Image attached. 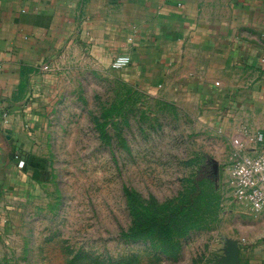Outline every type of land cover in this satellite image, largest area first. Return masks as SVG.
<instances>
[{"label":"rangeland","instance_id":"374dc122","mask_svg":"<svg viewBox=\"0 0 264 264\" xmlns=\"http://www.w3.org/2000/svg\"><path fill=\"white\" fill-rule=\"evenodd\" d=\"M56 84L27 125L24 185L2 189L0 264H227L239 254L252 212L234 197L231 141L243 139L227 95L216 97L220 79L149 84L128 67L77 64Z\"/></svg>","mask_w":264,"mask_h":264},{"label":"crops","instance_id":"0c3cea01","mask_svg":"<svg viewBox=\"0 0 264 264\" xmlns=\"http://www.w3.org/2000/svg\"><path fill=\"white\" fill-rule=\"evenodd\" d=\"M118 55L149 84L220 79L216 97L227 95L244 148L264 151V0H0V206L4 186L26 181L27 125L57 80ZM242 223L240 252L227 264H264V209Z\"/></svg>","mask_w":264,"mask_h":264},{"label":"built area","instance_id":"2783aa9c","mask_svg":"<svg viewBox=\"0 0 264 264\" xmlns=\"http://www.w3.org/2000/svg\"><path fill=\"white\" fill-rule=\"evenodd\" d=\"M131 62L129 55H118L111 62L115 69L127 67ZM258 140L262 136L258 135ZM232 146L235 159L232 167L234 197L252 213L264 209V151L257 156L242 154L244 143L240 138H234Z\"/></svg>","mask_w":264,"mask_h":264}]
</instances>
